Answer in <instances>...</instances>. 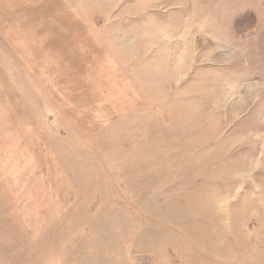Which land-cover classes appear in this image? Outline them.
I'll return each mask as SVG.
<instances>
[{"label": "rangeland", "instance_id": "obj_1", "mask_svg": "<svg viewBox=\"0 0 264 264\" xmlns=\"http://www.w3.org/2000/svg\"><path fill=\"white\" fill-rule=\"evenodd\" d=\"M0 264H264V0H0Z\"/></svg>", "mask_w": 264, "mask_h": 264}, {"label": "crops", "instance_id": "obj_2", "mask_svg": "<svg viewBox=\"0 0 264 264\" xmlns=\"http://www.w3.org/2000/svg\"><path fill=\"white\" fill-rule=\"evenodd\" d=\"M202 74V72H200Z\"/></svg>", "mask_w": 264, "mask_h": 264}]
</instances>
